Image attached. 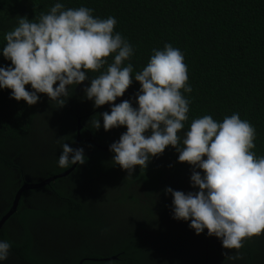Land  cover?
I'll return each mask as SVG.
<instances>
[{
	"label": "trees",
	"instance_id": "obj_1",
	"mask_svg": "<svg viewBox=\"0 0 264 264\" xmlns=\"http://www.w3.org/2000/svg\"><path fill=\"white\" fill-rule=\"evenodd\" d=\"M57 2L92 8L101 18L114 16L115 31L134 48V55L124 62L133 65V75L147 65L153 49L162 50L166 43L179 48L193 89L185 93L191 100L185 130L195 118L211 115L222 122L238 112L255 127L253 151L264 156V0H0V67L11 65L2 48L4 35L16 26L15 18L31 20ZM107 59L111 63L114 56ZM88 84L76 86L59 109L46 94H38V103L29 106L10 98V89H0V199L6 203L0 211L8 207L0 213V221L22 186L39 184L73 167H59L62 149L57 141L76 148L79 121L80 148L87 157L81 170L77 167L72 175L40 191L24 193L28 204L22 201L0 230V239L12 243L15 260L20 264H264V233L244 241L239 250L242 260L226 261L222 253L236 250L224 249L207 229L197 235L190 220L173 218V198L164 190L198 189L191 187L192 166L178 162L172 146L153 157L146 170L136 166L133 176L126 178L127 171L112 162L114 153L97 145L109 147L127 128L106 132L102 116L99 130L86 126L93 115L111 111V105L94 108V102L85 98L83 88ZM140 87L133 77L115 103L132 99L136 107L133 98ZM26 89L31 91V85Z\"/></svg>",
	"mask_w": 264,
	"mask_h": 264
},
{
	"label": "clouds",
	"instance_id": "obj_2",
	"mask_svg": "<svg viewBox=\"0 0 264 264\" xmlns=\"http://www.w3.org/2000/svg\"><path fill=\"white\" fill-rule=\"evenodd\" d=\"M93 13L89 7L57 2L31 20L17 16L16 26L4 35L2 54L11 65L0 67V89H10V98L29 106L38 103V94H46L59 109L76 86L89 81L83 88L85 98L94 102V108L109 104L111 111L93 115L86 126L99 130L102 116L106 132L127 128L109 146L113 164L130 178L136 166L146 170L153 157L172 146L179 154L178 162L192 166L191 187L198 189L164 190L173 198V218L190 220L197 235L207 229L208 236L220 239L224 249L236 250L231 255L222 253L226 261L242 260L239 250L244 241L264 233V156L253 151L255 127L236 112L222 122L211 115L195 118L185 130L191 104L185 93L193 89L184 53L166 43L162 50L153 49L147 65L133 75V65L124 62L134 55V48L115 31L117 19ZM110 55L114 56L111 63ZM133 77L141 86L133 98L137 106L132 99L115 103ZM57 142L62 149L59 167L86 163L82 147ZM11 247L10 241H0V261L8 259Z\"/></svg>",
	"mask_w": 264,
	"mask_h": 264
},
{
	"label": "flooded vegetation",
	"instance_id": "obj_3",
	"mask_svg": "<svg viewBox=\"0 0 264 264\" xmlns=\"http://www.w3.org/2000/svg\"><path fill=\"white\" fill-rule=\"evenodd\" d=\"M79 125H78V127H79V129H78V133H77V142H78V139H80L81 141H80V145H79V148H80V146H81V143H82V137L80 136V133H81V130H82V126L80 125V121H79V123H78ZM91 141V140H90ZM76 146H77V143H76ZM74 166V165H73ZM78 169H82V166H78ZM70 175H72V173L70 174ZM44 181H46V180H44ZM44 181H41L40 183H42V182H44ZM39 183V184H40ZM26 185V184H25ZM22 188H23V186L19 189V190H17V193H16V196H15V199H14V202H13V204H12V206H11V208L9 209V212H8V214L10 213V211L12 210V207L14 206V204H15V202H16V200H17V197H18V194H19V192H21V190H22ZM44 188V187H43ZM43 188H40V189H36V190H27V191H24L22 194H21V197H20V199H19V201H18V206H17V208H16V211L18 210V208H19V204L23 201V203H24V205H26V204H28V196H27V194H26V196L24 195V193L26 192H30V193H32V192H36V191H40L41 189H43ZM34 199H36L37 200V203H39L40 202V199H38V197H34ZM42 202V201H41ZM0 205L1 206H5L6 205V203L3 201V200H1L0 199ZM1 208V207H0ZM8 208V207H7ZM7 208L4 210V209H1V211H0V213H4L6 210H7ZM16 211L14 212V214L16 213ZM13 214V215H14ZM12 215V216H13ZM12 216L8 219V220H10L11 218H12ZM5 217V216H4ZM3 217V218H4ZM3 218H1V221L0 222H2V220H3ZM8 220L7 221H5L4 223H3V225L1 226V229L3 228V226L8 222ZM0 229V230H1ZM0 241H4V240H1L0 239ZM15 260V257H14V255L11 253V251H10V255H9V257H8V259L6 260V261H0V264H20V263H18L16 260ZM110 260V259H109ZM62 262H66V259H62ZM81 264H84V262H81Z\"/></svg>",
	"mask_w": 264,
	"mask_h": 264
},
{
	"label": "water",
	"instance_id": "obj_4",
	"mask_svg": "<svg viewBox=\"0 0 264 264\" xmlns=\"http://www.w3.org/2000/svg\"><path fill=\"white\" fill-rule=\"evenodd\" d=\"M80 141H81V140L78 139V142H77V146H76V148H79ZM97 147H98L99 150H102V151H105V152L110 151V150H109V147L104 148V147L99 146V145H97ZM77 167H78V165H74L71 169L67 170L66 172H64V173H62V174H60V175H58V176L52 177V178H50V179H48V180H46V181H44V182H42V183H40V184H26V185H24L23 188H22V190H21V192H19V194H18L17 200H16L14 206L12 207V210L10 211L9 214H7V215L3 218L2 222H0V229H1V226L3 225V223H4L5 221H7V220H8V219L14 214V212L16 211V208H17V206H18V201H19V199H20V197H21V194H22L24 191H27V190H36V189H40V188L46 187V186L50 185L51 182H53V181H55V180H58V179H61V178H64V177L69 176L71 173L74 172V170H75Z\"/></svg>",
	"mask_w": 264,
	"mask_h": 264
},
{
	"label": "rangeland",
	"instance_id": "obj_5",
	"mask_svg": "<svg viewBox=\"0 0 264 264\" xmlns=\"http://www.w3.org/2000/svg\"><path fill=\"white\" fill-rule=\"evenodd\" d=\"M33 167H35V166H33Z\"/></svg>",
	"mask_w": 264,
	"mask_h": 264
}]
</instances>
